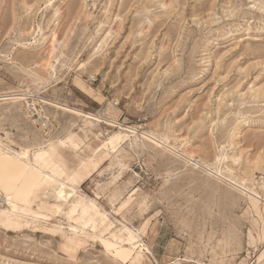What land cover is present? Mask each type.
<instances>
[{
	"label": "rangeland",
	"instance_id": "374dc122",
	"mask_svg": "<svg viewBox=\"0 0 264 264\" xmlns=\"http://www.w3.org/2000/svg\"><path fill=\"white\" fill-rule=\"evenodd\" d=\"M47 1L0 0V93H28L47 117L1 99L0 140L53 151L63 178L96 162L75 184L118 228L142 229L153 256L139 264H257L264 0ZM67 210L59 230L0 226V264H122L100 239L77 241Z\"/></svg>",
	"mask_w": 264,
	"mask_h": 264
},
{
	"label": "bare ground",
	"instance_id": "6f19581e",
	"mask_svg": "<svg viewBox=\"0 0 264 264\" xmlns=\"http://www.w3.org/2000/svg\"><path fill=\"white\" fill-rule=\"evenodd\" d=\"M51 2L52 0L47 1L48 4H51ZM48 65L54 71V64L48 63ZM27 95L28 93L25 92H12L9 94H4L3 92L0 93V100L5 98H10L13 101L24 100L26 105H32L33 110L36 111L35 115H37V118H34L33 122L36 120L44 122L43 119L47 117L43 112V103L34 99L30 102ZM40 99L44 100V98ZM45 100L47 104L57 109H62L69 114L75 116L86 115L93 120H99V117L95 114L86 112L78 107L49 99ZM92 122L86 121L85 125L91 126ZM66 139L71 140V137L68 136ZM66 139L59 140V144L66 145ZM108 139L113 140L114 134L112 133ZM52 155L53 151L50 152L48 149H39L35 152H31L27 147L18 150L13 149L0 140V175L3 172L6 174L4 176V184L2 189H0V195H2L0 197L6 202V205L0 207V226L15 228L29 226L35 230L37 228L59 230L60 227L51 221L67 206L68 210L66 213L76 223L80 224V227L77 225H71L70 227L77 241L82 236L98 238L105 246L116 248L118 260L122 253H127L129 256L133 255L134 252L151 254L141 236L143 233L142 229L130 227L122 221L116 220L120 225L118 228L97 201L93 198L85 197L81 189L75 184L76 171L80 170L81 167H85L91 172L96 166V162L90 159L82 161L77 170L65 173L66 177L63 178L57 173L58 165L53 161ZM6 158L9 160L8 164L2 165L3 160ZM217 160H220V158L218 157ZM212 173L214 174V172ZM33 204L36 205L35 208ZM261 217H264V210ZM261 222L264 227L263 218ZM87 227L92 230V233H88L85 230ZM263 227L258 232L257 238L249 234V243L262 239L264 235ZM70 239L73 240L71 237ZM262 252L263 250H260V254ZM257 264H264V256L261 257Z\"/></svg>",
	"mask_w": 264,
	"mask_h": 264
},
{
	"label": "crops",
	"instance_id": "0c3cea01",
	"mask_svg": "<svg viewBox=\"0 0 264 264\" xmlns=\"http://www.w3.org/2000/svg\"><path fill=\"white\" fill-rule=\"evenodd\" d=\"M8 159H4L3 162H2V165H5V164H8ZM58 169V168H57ZM73 172V170L71 171ZM6 174L3 172L1 175H0V189H2V186L4 184V180H5V176ZM148 247V246H147ZM150 250V249H149ZM153 256L152 255V252L151 254H148L146 252H143V253H140V252H134L133 255H128L127 253H122L120 255V259L119 261L122 263V264H139L141 262V259H143L144 257H148V256ZM149 258V257H148ZM177 260V259H176Z\"/></svg>",
	"mask_w": 264,
	"mask_h": 264
},
{
	"label": "built area",
	"instance_id": "2783aa9c",
	"mask_svg": "<svg viewBox=\"0 0 264 264\" xmlns=\"http://www.w3.org/2000/svg\"><path fill=\"white\" fill-rule=\"evenodd\" d=\"M92 78H93L92 80L96 79L95 77H92ZM4 205H6V202H5V200L2 197H0V207H2Z\"/></svg>",
	"mask_w": 264,
	"mask_h": 264
}]
</instances>
